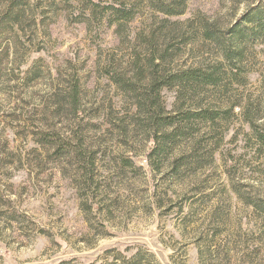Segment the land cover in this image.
<instances>
[{
  "label": "rangeland",
  "instance_id": "1",
  "mask_svg": "<svg viewBox=\"0 0 264 264\" xmlns=\"http://www.w3.org/2000/svg\"><path fill=\"white\" fill-rule=\"evenodd\" d=\"M92 1L97 15L87 0H0V264H264V145L244 119L264 134V37L229 62L196 34L211 24L240 46L227 30L262 0H188L170 18L191 39L163 70L221 64V80L165 87L162 104L219 117L185 122L159 155L157 107L110 78L147 68L138 35L159 19L147 0ZM110 4L136 12L119 35Z\"/></svg>",
  "mask_w": 264,
  "mask_h": 264
},
{
  "label": "trees",
  "instance_id": "2",
  "mask_svg": "<svg viewBox=\"0 0 264 264\" xmlns=\"http://www.w3.org/2000/svg\"><path fill=\"white\" fill-rule=\"evenodd\" d=\"M88 4H91V13L94 15L100 7L98 3L87 0ZM154 19H159L157 25L151 26L148 32H143L138 35L139 41L142 43V47H146L145 54L136 60V65L145 62L147 68L137 72L135 80L127 76L126 71L110 73V78L116 83L125 93L133 94L136 98V105L141 112L147 107L156 106L159 115L153 119V125L156 127V134L153 138L156 145L152 148V154L159 155L168 142H174L177 136L183 134L181 126L185 122L191 121V119L202 121L203 123H216L219 112L217 110H210V108L204 106H198L195 109L188 110L181 118L176 115H172L166 112L165 106L162 104V90L165 87L178 86L181 90H185L189 86H196L198 88L206 85L216 86L221 80V74L218 72V67L213 69H204L200 67H191L188 69H181L176 72H169L163 70L164 64L168 60L169 56L178 52L180 46H175L172 41L177 37L179 43L188 45L191 36L187 32H183L181 28L184 25L183 22L177 20H171L173 16H180L185 13L188 0H147ZM12 5L10 7V14H13ZM106 11L110 13L109 22L115 23V32L119 35L122 28L131 22L136 12L134 8L127 7L125 4L114 6L112 4L106 6ZM160 14V15H159ZM97 15V14H96ZM189 26V21L185 23ZM252 24H254L252 26ZM221 30L216 32L211 24H201L196 30V34L205 41L215 42L220 45V54L225 60L229 62L236 59L239 55L240 58L244 55V45L257 40L260 37H264V0L260 1L258 6H254L249 10L243 19L240 20V26L234 25L227 33H230L232 39L235 40L236 36L240 37V46L237 41H233L232 46H227L221 40L223 37L220 33ZM159 43L162 44L160 47ZM244 44V45H243ZM233 47V48H232ZM140 67V66H139ZM142 67V66H141ZM149 71L148 73L146 71ZM109 73V72H108ZM72 99L75 104L79 102V90L78 87L74 89ZM242 106H240L241 108ZM244 119L250 124L251 129L256 132V138L259 139L261 144L264 145V134L259 132L257 123L253 116L244 113ZM160 133V134H159ZM157 136V138H156ZM80 148V147H79ZM79 150V149H78ZM79 152H82L79 150ZM94 161L91 160L93 166ZM137 259V258H136ZM135 259V260H136ZM136 263V262H135ZM60 264H68L61 262Z\"/></svg>",
  "mask_w": 264,
  "mask_h": 264
}]
</instances>
